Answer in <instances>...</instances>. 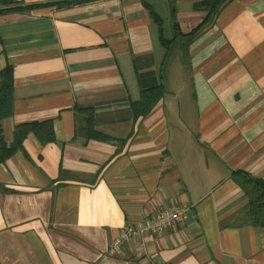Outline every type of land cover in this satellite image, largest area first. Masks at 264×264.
I'll return each instance as SVG.
<instances>
[{"label": "crops", "instance_id": "obj_1", "mask_svg": "<svg viewBox=\"0 0 264 264\" xmlns=\"http://www.w3.org/2000/svg\"><path fill=\"white\" fill-rule=\"evenodd\" d=\"M179 4L188 33L204 13ZM160 7L173 20L167 0H0V135L21 142L0 160V264H264L234 179L264 180V0H226L172 75ZM167 206L186 219L110 252Z\"/></svg>", "mask_w": 264, "mask_h": 264}, {"label": "trees", "instance_id": "obj_2", "mask_svg": "<svg viewBox=\"0 0 264 264\" xmlns=\"http://www.w3.org/2000/svg\"><path fill=\"white\" fill-rule=\"evenodd\" d=\"M170 6L172 17H173V29H174V36L171 39H166L163 36V26L162 21L157 20L159 25V37L162 41V45L166 50V54L170 53L175 45V41L177 42L179 37H183V41L181 42L180 49H185L188 43L192 40V38L201 31L207 24H209L214 15L218 12L221 6L224 4L226 0H200L193 4V10L204 12V17L202 18L201 22L191 29L188 33H182L179 28V24L176 21V0H167ZM41 5V4H38ZM20 7H15V9ZM22 8V7H21ZM166 57L164 58L165 64ZM12 68L10 66H6L3 70L0 71V120L1 117L8 114L10 111V92L12 87ZM160 91V87H155L151 89L144 90L142 93V99L148 100L150 97L156 96ZM45 124L47 127L50 124L49 122L42 123ZM33 130L36 133L37 125L35 124H28L23 125L21 128L19 127L18 132L24 134L27 131ZM39 134V133H38ZM96 137H104L103 135H96ZM0 143L1 148L3 150L2 157L0 160H3L6 156H8L16 147H18L21 142L19 138L17 142H14V145H11L8 152L6 151V147L4 143H2L1 135H0ZM7 152V154H6ZM234 179L239 184V186L244 191V194L248 200L247 202V214L250 218L252 224L256 226H264V180L255 178L251 176L249 173L238 170L234 173Z\"/></svg>", "mask_w": 264, "mask_h": 264}, {"label": "built area", "instance_id": "obj_3", "mask_svg": "<svg viewBox=\"0 0 264 264\" xmlns=\"http://www.w3.org/2000/svg\"><path fill=\"white\" fill-rule=\"evenodd\" d=\"M186 219L185 210L182 207L167 206L164 209L154 213L151 217L138 224L125 225L119 235L113 240L110 246V252L114 253L121 248V244L131 237H142L147 232L163 233L167 229L176 225L177 222H183ZM148 264H161L160 261L152 260Z\"/></svg>", "mask_w": 264, "mask_h": 264}, {"label": "rangeland", "instance_id": "obj_4", "mask_svg": "<svg viewBox=\"0 0 264 264\" xmlns=\"http://www.w3.org/2000/svg\"><path fill=\"white\" fill-rule=\"evenodd\" d=\"M179 5L181 7L180 10L182 11L183 16L187 15V13L192 12V10H193V8H191V5H190V0H180ZM158 11L164 17V24H163L164 35L166 38H171L173 35V31H174L173 20H171L167 15H165L163 13V9L161 7L158 9ZM182 41H183V37H179L177 42L175 41V43L173 45H175L176 47L173 48L172 53L170 54V56H168V58L165 62V65H166L165 69L167 70L166 74H168V75L169 74L170 75L177 74L174 72H175V68L179 69V67H178L179 63H183L185 65V63H184L185 62L184 61L185 55H183V53L185 54V52H183V49H180V45H182L181 44ZM178 51L180 52V55H181V59H182L181 61L176 60L175 53H177ZM249 220H250V218H249Z\"/></svg>", "mask_w": 264, "mask_h": 264}]
</instances>
